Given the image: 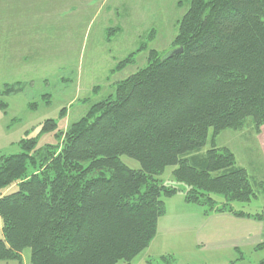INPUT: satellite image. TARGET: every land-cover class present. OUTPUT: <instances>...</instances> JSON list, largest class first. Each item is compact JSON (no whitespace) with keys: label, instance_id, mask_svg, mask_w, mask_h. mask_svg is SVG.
Here are the masks:
<instances>
[{"label":"trees","instance_id":"obj_1","mask_svg":"<svg viewBox=\"0 0 264 264\" xmlns=\"http://www.w3.org/2000/svg\"><path fill=\"white\" fill-rule=\"evenodd\" d=\"M177 29L172 49L150 52L62 142L23 137L20 152L0 155V189L17 185L0 194V263L21 264L29 248L31 264H133L156 234L163 198L177 191L158 179L167 167L187 187L184 201L207 213L225 208L212 191L227 201L257 196L232 152L201 150L210 131L264 123V0H189ZM15 88L0 95L23 91Z\"/></svg>","mask_w":264,"mask_h":264},{"label":"rangeland","instance_id":"obj_2","mask_svg":"<svg viewBox=\"0 0 264 264\" xmlns=\"http://www.w3.org/2000/svg\"><path fill=\"white\" fill-rule=\"evenodd\" d=\"M188 5L189 0H0V90L23 88L0 95V155L20 152L23 137H36L38 147L62 142L67 127L112 94L117 81L144 66L150 52L162 55L173 48ZM46 119L49 130L40 131ZM211 145L232 152L260 192L240 202L212 191L215 207L225 208L207 213L206 206L184 201L187 187L173 179V167L165 168L158 179L177 191L163 198L156 234L133 264H255L264 259V232L256 234L251 226L264 222V123L210 131L201 152ZM122 161L139 168L135 160ZM15 189L12 184L0 194ZM230 206L244 215L227 212ZM1 227L0 219V234ZM237 235L240 254L228 247L218 250L220 242ZM29 257L25 248L21 264H31Z\"/></svg>","mask_w":264,"mask_h":264},{"label":"crops","instance_id":"obj_3","mask_svg":"<svg viewBox=\"0 0 264 264\" xmlns=\"http://www.w3.org/2000/svg\"><path fill=\"white\" fill-rule=\"evenodd\" d=\"M197 217H198V214H196ZM235 221V220H233ZM251 226H253V228L255 229L256 231V234H260L261 232H264V222H258V221H254V222H251ZM250 226V225H249ZM258 236V235H257ZM241 242V238L237 235V238H235L234 240H231L230 241H227L226 243L225 242H220L217 246H218V250L222 249V248H225V247H228V248H231V249H234L236 250V247L235 246V243L237 242ZM222 243H225V245H223ZM210 246H215L216 247V244L213 243V245H210ZM239 246H241L239 244Z\"/></svg>","mask_w":264,"mask_h":264},{"label":"water","instance_id":"obj_4","mask_svg":"<svg viewBox=\"0 0 264 264\" xmlns=\"http://www.w3.org/2000/svg\"><path fill=\"white\" fill-rule=\"evenodd\" d=\"M180 51H181L180 48H179V49H174V50H172V52L169 54V56L172 55V54H174V53H178V52H180Z\"/></svg>","mask_w":264,"mask_h":264}]
</instances>
